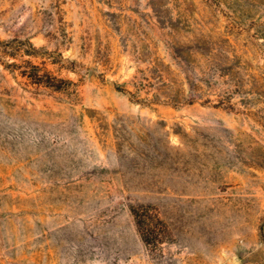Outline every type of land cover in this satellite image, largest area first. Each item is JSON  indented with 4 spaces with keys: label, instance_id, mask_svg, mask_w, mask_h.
I'll list each match as a JSON object with an SVG mask.
<instances>
[{
    "label": "rangeland",
    "instance_id": "rangeland-1",
    "mask_svg": "<svg viewBox=\"0 0 264 264\" xmlns=\"http://www.w3.org/2000/svg\"><path fill=\"white\" fill-rule=\"evenodd\" d=\"M1 40L75 94L0 51V264H264V0H0Z\"/></svg>",
    "mask_w": 264,
    "mask_h": 264
},
{
    "label": "trees",
    "instance_id": "trees-1",
    "mask_svg": "<svg viewBox=\"0 0 264 264\" xmlns=\"http://www.w3.org/2000/svg\"><path fill=\"white\" fill-rule=\"evenodd\" d=\"M0 51L7 53V61L4 66L12 74H18L25 78L26 82L32 83L35 88L46 87L58 92H67L72 96V92L67 83L70 80L58 77L52 74L44 65L35 63L30 57L38 56L39 48L30 41L1 40ZM6 45V46H4ZM30 56L21 59L18 56ZM131 213L134 217L138 232L149 249H156L160 244L165 243L167 239L172 238L171 230L166 221L161 217L155 207L150 205L131 207Z\"/></svg>",
    "mask_w": 264,
    "mask_h": 264
}]
</instances>
